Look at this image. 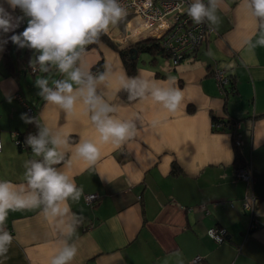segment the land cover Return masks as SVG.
Returning a JSON list of instances; mask_svg holds the SVG:
<instances>
[{
	"label": "crops",
	"instance_id": "obj_1",
	"mask_svg": "<svg viewBox=\"0 0 264 264\" xmlns=\"http://www.w3.org/2000/svg\"><path fill=\"white\" fill-rule=\"evenodd\" d=\"M202 1L210 7L209 0ZM215 3L219 20L213 24L206 18L212 27L208 39L176 66L163 56L147 61L138 54L136 74L129 77L118 52L103 41L78 50L75 67L85 77L98 63L101 72L93 76L95 106L85 103V87L71 111L44 100L36 87L44 78L54 88L53 81L66 74L51 63L42 72L41 53L12 42L20 24L7 33L0 30V181L11 182L18 192L22 186L21 195L31 192L25 162L43 157L19 148L15 138L28 133L26 107H32L34 135L47 127L49 138L66 141L58 149L63 160L52 166L82 189L56 216L41 206L9 211L4 231L13 240L0 264H51L65 246L76 249L68 264H264V45L258 43L264 21L246 0ZM0 4L18 16L6 0ZM129 29L139 28L133 21ZM6 54L15 61L13 74ZM215 68L230 78L223 92L212 77ZM133 81L138 96L127 102L121 91ZM157 89L180 92L175 110L155 99ZM101 107L111 109L112 120L130 126L124 139L101 140L91 119ZM213 116L239 122L238 150L251 167L250 183L236 180L233 134L214 130ZM84 141L99 149L94 162L77 154ZM92 193L98 201L90 207L84 197ZM246 197L254 202L252 213L242 209ZM211 228L224 230L222 242L209 237Z\"/></svg>",
	"mask_w": 264,
	"mask_h": 264
},
{
	"label": "clouds",
	"instance_id": "obj_2",
	"mask_svg": "<svg viewBox=\"0 0 264 264\" xmlns=\"http://www.w3.org/2000/svg\"><path fill=\"white\" fill-rule=\"evenodd\" d=\"M12 10L19 8L23 16H13L0 4V30L7 33L19 27L20 21L28 17L27 27L19 34H13L10 39L21 47L28 46L38 50L40 70L48 71L47 64L56 65L67 78L53 81L54 88L48 86V80L38 78L36 87L40 89L38 95L49 103L59 105L71 111L76 103L78 94H85V103L95 106L93 77L87 76L79 67H75L79 59V51L86 45L94 43L102 32H107L110 25H115L122 16V8L117 0H6ZM247 7L258 19L264 21V0H246ZM210 7H206L202 0H195L187 9V15L194 23H201L206 17L216 24L219 17L215 15V0H209ZM264 45V39L258 41ZM104 79V74L99 76ZM73 85L77 87L74 91ZM132 87H136L135 81ZM158 101L164 102L169 110H175L180 102L179 91L157 89L153 93ZM110 108L101 107L96 110L91 119L95 123L102 141L110 138L117 141L125 138L129 133V125L119 123L108 117ZM25 122H31L25 120ZM50 137L47 127L40 129L38 135L29 136L26 143L31 147L36 157H43L42 161L25 162V179L31 192L21 195L9 181H0V256H6L13 240L10 232L4 231L9 211H16L26 207L39 208L44 205L45 213L52 216L62 214L67 208L61 207L63 202L71 198L78 200L82 189L64 173L58 172L52 165L61 163L63 155L58 150L66 143L59 136ZM51 144V147H49ZM2 147V145H0ZM77 154L88 162H94L99 157V149L89 141L77 146ZM30 165V166H29ZM76 254L75 247L65 246L52 260L51 264H68Z\"/></svg>",
	"mask_w": 264,
	"mask_h": 264
},
{
	"label": "built area",
	"instance_id": "obj_3",
	"mask_svg": "<svg viewBox=\"0 0 264 264\" xmlns=\"http://www.w3.org/2000/svg\"><path fill=\"white\" fill-rule=\"evenodd\" d=\"M122 8V16H131L139 20L141 29L137 32L130 33L139 34L141 31L147 32L148 37L157 40L160 48L168 57L171 65L175 66L181 61L195 54L198 48L208 39L212 32V27L206 17L199 24L194 23L187 15V9L190 7L193 0H117ZM206 6V1H202ZM121 16V17H122ZM98 71H94L88 75L96 76ZM212 77L215 79L218 89L223 92L230 84V78L223 69L215 68L212 71ZM28 120L32 122L34 112L30 107H26ZM229 124V127L234 128L233 138L235 145H242L241 134L237 133L239 127L238 122ZM221 126L220 125H216ZM19 135H16V144H19ZM1 145V142H0ZM20 146L23 149L31 147L24 141H20ZM1 149V147H0ZM234 176L236 180H243L247 183L252 181V171L248 164L235 169ZM85 203L92 207L98 201V194H87L84 197ZM252 198L246 197L242 203V209L253 212ZM256 223H252L251 227H255ZM208 235L217 242L224 240L225 232L222 229L211 228L208 230Z\"/></svg>",
	"mask_w": 264,
	"mask_h": 264
},
{
	"label": "trees",
	"instance_id": "obj_4",
	"mask_svg": "<svg viewBox=\"0 0 264 264\" xmlns=\"http://www.w3.org/2000/svg\"><path fill=\"white\" fill-rule=\"evenodd\" d=\"M16 11H17L18 16H23L24 15L19 8H17ZM28 19L29 18L25 16L20 21V23H19L20 24V28L19 29H20L21 32L25 29ZM120 22H121L120 24L122 25L125 21H120ZM96 40L103 41L111 49H113L114 51L118 52V54L120 55V57L122 59V62L124 64V67H125L126 72H127L129 77H134L135 74H136V71H137V65H136V60L137 59L136 60L133 59L134 51H136L137 54H149L152 57L163 56L164 58L168 59L166 54L160 48L159 42L157 40H154V39H151V38L141 39V40H139V41H137V42H135L133 44H129V45L124 46V47H120L118 44L109 41L108 39H106V37L102 33L99 35V38L96 39ZM26 48H27L26 51H28V52H29V50H30V52L32 51V48H30L28 46H26ZM131 50H133V51L131 52ZM23 54L21 56L22 59L24 58ZM4 58H5L4 61H5L6 65H7V69L9 70L10 73L13 74L14 73L13 70L15 68L14 59L11 58L10 56H8L7 54L5 55ZM151 60L153 61V60H155V58H152ZM93 71H98V74H99L101 72V64L98 63L93 68ZM230 83H231V81H230ZM121 96H122V98L125 101L131 102V101L135 100L138 95H137V93H136V91L134 90L133 87H128V88H126V89L121 91ZM30 108L33 110L34 116H35V113H36L35 109L32 108V107H30ZM212 122H213V129L214 130H216V131L228 130V131L232 132V134H233L234 133V128L233 127H229L228 125L229 124L232 125V124H234V122H237V121H235V120L221 121V120H219V119H217L216 117L213 116L212 117ZM34 124H35V120L33 119L32 122H30V129L28 130V133L25 134V135H19V139H18L19 140V144H18L19 148H21L20 141H24L26 143L27 138L29 136H33L36 133L37 127ZM220 124H221V126H218V127L216 126V125H220ZM233 141H234V138H233ZM233 143H234V147H235V164H236V166L238 168L240 166H244L247 163H245L244 160L242 159V155H241L240 151L238 150L239 147H237L235 145V141ZM27 150L28 151H32L29 148ZM32 160L42 161L43 158H37V159L31 158L30 161H32ZM52 167H54V166H52ZM173 169L175 171V167H173ZM40 206L42 208H44L43 204H41Z\"/></svg>",
	"mask_w": 264,
	"mask_h": 264
},
{
	"label": "rangeland",
	"instance_id": "obj_5",
	"mask_svg": "<svg viewBox=\"0 0 264 264\" xmlns=\"http://www.w3.org/2000/svg\"><path fill=\"white\" fill-rule=\"evenodd\" d=\"M120 21H125L122 25L120 24L121 22ZM135 21L137 23V26L139 28V30L141 29V26H140V23H139V20L135 18H132L131 16H122L120 18V20L115 24V25H110L107 32H102V34L106 37V39H108L109 41L113 42V43H116V44H120V45H129V44H133L141 39H139L140 37V33L135 35V34H132V35H129L128 32L130 31L129 29V24L131 22ZM26 27H27V23H26ZM25 27V28H26ZM144 32V31H142ZM131 33V31H130ZM141 37H145L147 38L148 37V33H144L142 34ZM138 39V40H136ZM35 54V51L36 49H32ZM146 57L145 60L147 61H150L152 58H156V59H159L160 61H163V58L161 56H155V57H152L151 55L149 54H141L140 57L143 58V57Z\"/></svg>",
	"mask_w": 264,
	"mask_h": 264
},
{
	"label": "water",
	"instance_id": "obj_6",
	"mask_svg": "<svg viewBox=\"0 0 264 264\" xmlns=\"http://www.w3.org/2000/svg\"><path fill=\"white\" fill-rule=\"evenodd\" d=\"M132 51H133V50H131V52H132ZM137 55H138V54H137V52H136V51H134V56H133V59H134V60H136V59H137Z\"/></svg>",
	"mask_w": 264,
	"mask_h": 264
}]
</instances>
